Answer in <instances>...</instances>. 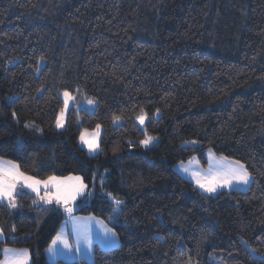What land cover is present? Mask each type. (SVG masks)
Segmentation results:
<instances>
[{
    "label": "trees",
    "instance_id": "obj_1",
    "mask_svg": "<svg viewBox=\"0 0 264 264\" xmlns=\"http://www.w3.org/2000/svg\"><path fill=\"white\" fill-rule=\"evenodd\" d=\"M82 100L95 110L78 112ZM97 125L90 155L79 137ZM145 134L158 138L148 149ZM210 150L245 164L247 191L205 195L175 172ZM0 158L42 181L80 176L92 193L70 216L20 189L17 208L0 204V260L15 248L50 264L63 224L93 216L119 246L55 264H262L264 0H0Z\"/></svg>",
    "mask_w": 264,
    "mask_h": 264
},
{
    "label": "snow or ice",
    "instance_id": "obj_2",
    "mask_svg": "<svg viewBox=\"0 0 264 264\" xmlns=\"http://www.w3.org/2000/svg\"><path fill=\"white\" fill-rule=\"evenodd\" d=\"M41 61L44 59L40 58ZM39 71V69H38ZM64 97V107L68 108L69 101L73 100L74 97L67 90L63 92ZM14 102V100H13ZM95 101L89 100L88 104H94ZM159 115V109L156 112ZM16 116V113L13 112V117ZM116 120H119L120 117H116ZM147 119V113L141 112L140 115L137 116V120L144 124ZM64 110L61 111L60 115L56 120V126L58 128L64 127ZM27 126V125H26ZM100 125L96 126L95 137L99 136ZM81 141L87 145L90 152L94 153L99 148L98 143L95 138L89 139L85 134H81ZM154 137L148 136L145 134V138L140 141V144L145 147L149 146L153 143ZM191 143H195L192 141ZM227 160L226 157H221L220 161L217 162V168L215 172H212L210 169V175L204 179L197 178V185L200 189L203 190V193L211 195L217 193L218 189L221 188H233L239 187L241 185L247 186L253 180L254 177L249 172L248 168L240 162L239 160L229 161L227 165L221 163V161ZM184 171L187 172L188 169L184 168ZM27 188L31 189L32 192L36 193L40 200L45 203L51 204L55 201L56 204L62 205L64 207V211L71 216V213L74 211V202L78 196L92 195V193H86L85 189L87 185H85L80 177H66V178H57L55 176L49 177L47 180H39L31 175L25 174L20 170L18 164L13 163L11 161H4L0 159V203L7 202V206L10 208H17L18 205L16 203V197L20 195L19 188ZM41 186H43L44 194L41 193ZM111 197V194H108ZM115 204L120 205L122 202L119 199H115ZM15 229L13 228V231ZM74 231L77 235V244L81 241L86 246V249H91L92 246V234L90 228L87 226L81 228L79 226L74 228ZM0 235H3L2 229H0ZM104 235L106 239L104 243L112 246L116 244L115 233L112 229H109L105 226ZM109 235L111 238H108ZM63 245L65 249H71L72 245L69 244L68 240L62 235L58 234L57 237L52 241V245L49 247L48 251L55 255L57 253L56 245L57 243ZM244 243H247L244 241ZM79 251V248H78ZM255 251V249H252ZM4 252L7 258L4 261V264H29V253L27 250H12L5 248ZM191 264V262H189ZM264 264V261H262Z\"/></svg>",
    "mask_w": 264,
    "mask_h": 264
},
{
    "label": "crops",
    "instance_id": "obj_3",
    "mask_svg": "<svg viewBox=\"0 0 264 264\" xmlns=\"http://www.w3.org/2000/svg\"><path fill=\"white\" fill-rule=\"evenodd\" d=\"M71 105H72V100L69 101L68 107H70ZM2 160H4V159H2ZM4 161H8V160H4ZM68 177H80V176L71 175ZM57 178H59V177H57ZM64 178H66V177H64ZM80 178H81L82 182L85 184L83 178L82 177H80ZM18 188H19V186H18ZM20 189H23V190L29 192L30 194L37 196L36 193L31 191V189L19 188V190ZM85 192L86 193L88 192V186L85 189ZM41 194H44L43 186H41L40 195ZM82 197L83 196H78L74 202V205ZM3 203H6V201L2 202L0 204H3ZM77 226H79L81 228L87 226L88 228H90L91 234H92V246H91L90 250L86 249V246L83 244L82 241L79 244H77V235H76V232L74 231V228ZM105 226L109 229H112L109 225H107L104 221H102L101 219H99L97 217H93V216H73V217H70L63 224V226L61 227L58 234H62L68 240L69 244L72 245L71 249H65L63 247V245L58 242L56 245L57 253L55 255L51 254L48 250L46 251L47 261L50 264H55L59 261H63L66 263H73V262H76L78 260H85L88 263H92L94 261V247L96 245H98L101 249H103L105 251H110V250L116 249L119 246L120 241H119V238H118L116 232L113 229H112V231L115 233L116 244L109 246V245L104 243V240L106 239V237L104 235ZM57 235H56V237H57ZM3 238H4V234L0 235V240H3ZM108 238H111V236L109 235ZM78 248H79V251H78ZM8 249H12V250H16V251L26 250V249H15V248H8ZM28 253H29V264H32L31 254L29 251H28ZM7 258H9V257L6 256V254L4 252V256H3L2 260H0V264H4V261Z\"/></svg>",
    "mask_w": 264,
    "mask_h": 264
},
{
    "label": "rangeland",
    "instance_id": "obj_4",
    "mask_svg": "<svg viewBox=\"0 0 264 264\" xmlns=\"http://www.w3.org/2000/svg\"><path fill=\"white\" fill-rule=\"evenodd\" d=\"M86 108H88L90 111H94L95 108H96V103L94 104H88V101L87 100H82L80 102V104L78 105L77 107V111H84ZM161 117V113L159 112V115L155 114V118L156 119H159ZM66 120H67V113L64 112V127L62 128H58L59 130H65L66 128ZM148 122V118L145 120L144 124H141L138 120H137V124L144 130H146V123ZM115 126H119V125H123V121L122 120H116L115 123H114ZM83 134L86 135L87 138L89 139H92V138H95L96 139V142L98 143V145H100V141H101V135H102V128L100 127V131H99V136L98 137H95V133H96V130L95 131H92V132H89V131H84L82 132ZM150 136V135H148ZM81 137V135H80ZM79 137V145L84 148L85 150H87V152L90 154V155H94L98 152V149L96 152L92 153L89 151L88 147L86 144H84L81 139ZM153 137V136H152ZM154 141L152 144H150L149 146L145 147L144 145H142V147L144 149H148V148H151L152 146H154L157 142H158V138L157 137H154ZM193 144V143H192ZM220 156H217L216 154H214V152L212 150L208 151L207 154H206V163L203 164V161L201 159H199L198 157H192L191 159H189L187 162H183V163H180L179 165H177L174 170L176 173H178L180 176H182L184 179H186L187 181L191 182L199 191H201L203 193V190L200 189L197 185V178H200V179H204L206 178L207 176L210 175V169L212 172H215L216 171V168H217V162L220 161ZM229 161H233V160H230V159H227L225 161H221V163H223L224 165H227V163ZM184 168H187L188 171L185 172L184 171ZM250 185V184H249ZM249 185L247 186H244V185H241L239 187H233V188H221V189H218L217 193L215 194H211L210 196H215L217 195L218 193L222 192V191H231L232 189H241V191H247L248 188H249ZM205 194V193H203ZM205 195H208V194H205ZM260 259H263L264 260V256H260L259 257Z\"/></svg>",
    "mask_w": 264,
    "mask_h": 264
}]
</instances>
